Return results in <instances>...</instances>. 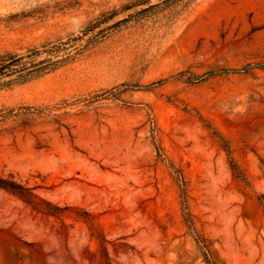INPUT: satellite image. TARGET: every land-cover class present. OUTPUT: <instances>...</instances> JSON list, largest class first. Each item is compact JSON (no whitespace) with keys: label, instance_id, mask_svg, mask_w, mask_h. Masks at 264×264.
<instances>
[{"label":"rangeland","instance_id":"rangeland-1","mask_svg":"<svg viewBox=\"0 0 264 264\" xmlns=\"http://www.w3.org/2000/svg\"><path fill=\"white\" fill-rule=\"evenodd\" d=\"M135 1L0 0V54L70 58L0 86V173L72 207L0 189V264H99L82 209L113 264H206L182 188L214 264H264V0Z\"/></svg>","mask_w":264,"mask_h":264},{"label":"trees","instance_id":"trees-1","mask_svg":"<svg viewBox=\"0 0 264 264\" xmlns=\"http://www.w3.org/2000/svg\"><path fill=\"white\" fill-rule=\"evenodd\" d=\"M167 0H162L161 2H164ZM149 0H137L134 3H130V5H124L122 8L127 9L132 6L148 3ZM155 4H149L147 6H144L140 8L137 13H143L153 6ZM116 10H112L108 14H102L100 17H96L90 21H88L83 28L81 29L82 33L85 34L96 27H98L101 23L104 21H107L110 19L114 14ZM68 38H71L70 36ZM73 39L75 37H72ZM77 38V37H76ZM65 43L62 38L49 41L46 43H43L39 46H34L29 49H27L24 52H4L0 54V86L1 87H7L11 86L15 83H23L26 81H29L31 79L40 77L50 71L55 70L56 68L62 66L65 64L70 58L69 56L59 57L58 59H50L47 57L35 60L34 57L38 56L39 54L43 52H47L51 54L54 52L61 44ZM25 59H30L26 63ZM256 66L262 67L264 66L262 63H255ZM223 71H230L234 70L231 68H223ZM188 71V70H184ZM181 71L180 73L184 72ZM166 78L159 79V82H164ZM126 83H122L121 85H125ZM115 87H110L105 89L103 92L112 93ZM226 151L230 153V149L226 147ZM230 164L231 168L233 170V173L238 176H244L241 173V170L239 169L237 163L232 159L230 156ZM244 178V177H243ZM37 185H30L27 180H22L21 177L13 172V171H7V172H1L0 173V189L16 196L21 201H23L25 204L29 205L33 210L45 214V215H51L56 217H61L66 212L72 210V207L69 205H59L55 202H52L51 200L41 196L36 191ZM181 197H182V204H183V216L184 221L189 228L190 231L193 232L195 235V240L201 250L202 256L206 262V264H214L213 261L209 258V251L206 245L205 238L198 234L193 221V215L188 209L187 201H186V192L185 189H181ZM261 205L264 209V202L260 201ZM78 217H80L89 227L91 230L90 236L95 237L98 243V252L100 261L99 264H113V260L110 257L109 250L107 247V243L109 240L105 237L104 233L101 231V229L95 224L94 216L92 213L81 210V213L77 214Z\"/></svg>","mask_w":264,"mask_h":264}]
</instances>
